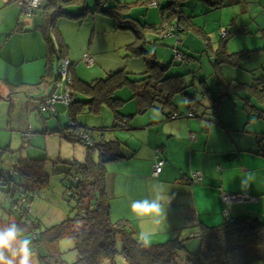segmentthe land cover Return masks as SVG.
I'll use <instances>...</instances> for the list:
<instances>
[{
    "label": "crops",
    "instance_id": "1",
    "mask_svg": "<svg viewBox=\"0 0 264 264\" xmlns=\"http://www.w3.org/2000/svg\"><path fill=\"white\" fill-rule=\"evenodd\" d=\"M87 1L63 5L62 14L57 11L49 20L44 12L46 0L30 16L22 12L19 0H0V121L3 122V125L0 124V154L9 150L16 152V158H47L50 161L46 151L49 132L60 134L59 142L54 137L50 139L60 149L69 145L59 132L65 126L60 125L58 104L56 114L46 113L50 115L48 118L34 113L36 110L41 113L38 110L39 102L53 91L60 57L64 55L71 62V90L75 92V101L89 99L79 91L80 84H89L106 78L110 73L125 70L120 62H116L120 69H114V64L104 63L105 52L100 45L104 46V50L109 46L111 54L115 52L124 57L123 41L118 40L123 35L119 34L120 31L124 30L119 29L115 21L100 8L108 10L130 5L125 14L137 24L154 27L162 23L169 26L168 22H164L163 11L158 10L157 13L155 11L158 8L149 5V2L157 1L163 7L167 0H106L100 7L97 0H93L94 7L87 5ZM195 2L197 5L190 15L184 13L186 2L181 5L180 11L184 18H191L197 29L207 36L209 48L194 34L175 30L180 40L179 49L187 59L196 57L200 51L206 53V49L215 52L222 39L221 30L233 33L226 44L227 53L246 52V58L236 66L219 65L211 53L206 56L211 69L206 68L203 57L199 59V64L195 63L197 66L189 60V66L185 67L173 60L170 51L160 52L154 48L151 55L169 67L165 78L181 79L185 90L172 93L167 104H164L166 100H162L155 108L140 115L136 114L131 93L129 95L119 90L115 98L125 102L120 113L132 116L127 128L104 134L98 131L102 125L94 127L86 124L88 127H84L89 130L94 143L104 139L117 142L120 147L122 159L106 167L105 190L110 221L124 223L137 239L147 244L150 240L151 245L169 240H190L191 247L184 243L187 253L197 250L202 226H218L227 218L244 215L264 221V121L253 115L252 110L245 105V99L258 109L264 110V104H259L261 100L256 101L255 95L247 92L231 94L216 107L212 102L215 93L219 92L220 82L251 86L254 81L264 77V0H225L219 8H209L202 0ZM89 11H94L90 14L92 16H88ZM200 16L207 17L204 23L194 20ZM87 17H91L93 22H81ZM68 23H73L74 28L68 29ZM46 29L50 39L51 36L55 37L61 46L60 55L50 53ZM152 32L149 39L152 45L161 46L163 38ZM108 33L111 38H107ZM181 33L184 35L182 38ZM192 37L202 43L200 49L191 46ZM167 38H170L168 41L175 40L172 36ZM144 51L148 52L145 46ZM85 55L94 59L93 66L83 62ZM215 64L219 72L216 75L213 68ZM83 65L87 68H83ZM206 82L214 89H208ZM16 94H20L21 98ZM126 104L132 105L124 111ZM15 105L19 107L16 110ZM61 106L71 118L68 125L72 121L81 125L76 121L77 115L74 117L77 113L99 117L90 113L88 106L81 109ZM11 116L14 117V127L10 126ZM52 116L56 117V121ZM15 130H18V135ZM23 133L30 134L28 141L21 137ZM72 150V155L63 162H83L84 148L73 146ZM157 156L163 159L164 166L161 174L154 176L152 170ZM197 172L202 177L201 182L191 180L192 174ZM41 189L36 188L38 194L31 204L29 217L45 228L60 224L67 218L66 208L58 198H55V207L51 206V197L44 196ZM221 191L244 196L245 200L225 205L220 197ZM145 198L159 199V215L132 211V202ZM12 206L18 205L12 203ZM224 210L228 211L226 216ZM142 233L148 236L147 241L141 238Z\"/></svg>",
    "mask_w": 264,
    "mask_h": 264
},
{
    "label": "trees",
    "instance_id": "2",
    "mask_svg": "<svg viewBox=\"0 0 264 264\" xmlns=\"http://www.w3.org/2000/svg\"><path fill=\"white\" fill-rule=\"evenodd\" d=\"M75 1L81 0H70L67 2L46 0L44 12L50 20L53 13L59 11L62 14L61 8L63 5L75 3ZM104 1L106 0H97L98 6L100 7ZM167 1L163 7H160L157 1L149 2V5L152 6V4L156 3V6L152 7H157L158 10L163 11L164 22H168L169 26L167 24L164 26L162 23L154 27H145L137 24L125 14L131 7L130 5L108 10L100 8V11L115 21L119 29L132 32L135 38L133 44L136 46L132 55L143 57L146 70L141 74L140 79L137 80H131L129 74L123 70L110 73L106 78L98 79L89 84H80L79 91L82 95L84 94L89 98L87 101H75V92H72L74 95L72 94L70 108L76 106L81 109L84 106H88L90 113L94 115H99L104 107L111 110L114 123L107 129L98 130L99 132L105 133L104 131L124 130L127 128L132 116H123L120 113L125 102L115 98L116 92L121 89L127 88L130 91L131 100H134L136 104V114L139 115L144 114L151 108H155L157 104L162 103V100H166L164 104H167L170 95L185 90L181 79L165 78L169 69L168 66L161 64L155 60L153 55H148L144 51L143 44L146 43V33L153 31L152 33L164 39V37L167 38L170 35L178 36L175 30L186 31L194 34L206 43L207 48H209L207 36L197 29L191 18H184L180 11L181 5L188 0ZM224 1L202 0L209 8L222 7ZM55 19L56 17L53 21L51 20L50 25L53 24ZM46 31L47 29L45 34L49 44V51L51 54L57 55ZM232 36L233 33L227 32L225 38L221 37L222 39L219 41L215 52L213 51L212 53L208 49L205 51L209 53L207 54L208 56L212 53V57L219 65L236 66L248 55L246 52L227 53L226 44ZM175 40L173 60L178 64L189 65L186 55L179 49V36ZM56 44L58 51L62 53L61 46L57 41ZM174 53H178L183 59H176ZM62 58L66 57L63 55L59 59V63ZM93 65L94 63L91 66ZM213 68L215 75L219 74L217 64L213 65ZM71 87H73V84ZM219 87V92L215 93L216 95L212 98L214 107L218 106L227 96L238 92L254 94L255 100L259 99L261 102L258 103L264 104V77L254 81L251 86H243L238 83L223 84V82H220ZM245 105L252 110L253 115L257 119L264 121V110L262 108L258 109V107L250 105L247 99H245ZM246 106L245 108H247ZM75 116L76 114H74ZM85 129L72 121L70 125L59 130L66 141L70 143L80 142V144L86 146V150L83 162H64L68 166V172L65 174L66 179L71 176L72 178H70L73 180L72 184L65 188V196L69 201L73 202L72 212H74V215L67 217L58 225L47 228L41 227L37 221L29 217L31 204L35 195H37L36 188L40 189L48 185L47 167L52 168L56 163L48 161L47 158L40 160L16 158L14 157L16 152L9 150L0 154V161L7 155L5 159H7L8 164V171L5 175V172L0 169V180L6 179L9 184L7 190L1 193L0 196L8 198L7 194L10 193L9 195L12 199L15 195L19 196L23 193L25 198H27L24 204L21 202L22 207L18 210L20 218H25L26 221L21 225L23 228H18L24 238L31 240L34 248L37 249L39 246L44 245L52 250L53 245L59 239L68 238L73 242L74 250L78 257L73 264H102L103 261L115 264L118 254L117 245L119 243L121 244L119 253L127 264H264V221L251 215L239 216L234 219L227 218L228 220L225 219L222 224L214 227L202 226L198 238L199 249L194 254L186 252L182 241L169 240L165 243L149 245L137 239L134 232L124 223L120 221L111 222L108 196L105 190L106 167L109 163L122 159L120 147L117 142L104 141V139L100 143H94L91 141L90 132H83ZM81 132H83L85 139L80 137ZM94 153L97 154L96 157H94ZM48 162L51 163V166ZM11 171L12 176L9 177L8 173ZM7 175L9 179L6 178ZM26 205H29V208H26Z\"/></svg>",
    "mask_w": 264,
    "mask_h": 264
},
{
    "label": "rangeland",
    "instance_id": "3",
    "mask_svg": "<svg viewBox=\"0 0 264 264\" xmlns=\"http://www.w3.org/2000/svg\"><path fill=\"white\" fill-rule=\"evenodd\" d=\"M44 1L45 0H43V2ZM93 2H94L93 0H88L87 5H91V7H94ZM196 5H197V3L195 2V0H189L184 5L185 6L184 13L186 15H190L189 13H191L192 10H195ZM155 12L159 13L158 9H156ZM93 13H94V11L93 12L89 11L88 16H92L90 14H93ZM90 18L91 17H87V19H82L81 22H86V24H87V22H93L92 21L93 19H90ZM206 18L207 17H201L200 16V17H195L194 20H197V22L200 21L201 23H204ZM149 19H151V17ZM157 23H161V21H157ZM72 24L73 23H68L67 28L68 29L74 28V25H72ZM207 26H209V23H207ZM119 34H123L122 36L118 37V40L123 41V45H124L123 55H124V57H122L120 54H116L115 52H113L111 54L109 46L106 48V50H104L105 49L104 46L100 45L102 51L105 52L104 53L105 54V62L104 63H106V65L114 64V66H113V67H115L114 69H120V68H117L119 66H117V63H116V62H120L121 67L125 69L124 71H126L129 74L130 78L132 80H137L141 77V74L144 73V71L146 70V64L144 63L143 58L135 57L132 55L133 50L136 48L135 44H133L135 39L133 37L132 32L124 30V31H120ZM226 34H227L226 30L220 31V35L222 38H225ZM170 36H167V37H170ZM182 36H184V35H182V33H181V38H182ZM172 37L176 38L178 36H172ZM107 38H111L110 33L107 34ZM149 39H150V33H146L145 34V42L146 43L143 45L145 46L146 49H148V52H147L148 55H151L150 52H152L154 48L158 49V51L160 50V52L168 50L173 55V51H174L173 49H174L176 40H174V42H173V40L168 41L170 38H165L161 41V43H162L161 46L154 47L152 45V42ZM190 42H191V46L194 49H200L201 48L202 43L198 39L192 37V40ZM213 42L211 43V46H212ZM179 47H180V45H179ZM213 49H215V48H213ZM57 54L60 55L61 53L58 51ZM206 56H207L206 53H201V51H200L196 57H194V58L191 57L190 59H188V61L190 60V62H194V64L195 63L199 64V62H200L199 59L201 57H203L204 64H205L206 68L211 69V65L209 64L208 58ZM191 64H193V63H191ZM196 64H195V66H197ZM188 66L186 65L185 67H188ZM82 67L87 68L84 65ZM70 78H71V76H70ZM210 82H212V81H210ZM206 86L210 90L214 89L211 87V84L209 82H206ZM119 92H124L125 94L129 93V95H130L129 90L126 88L120 90ZM16 96L20 97V94H16ZM125 99H127V98H125ZM183 100H185V99H183ZM23 102H25V101L23 100ZM41 102H39V104ZM14 104H16V103H14ZM39 104H38V106H39ZM131 105L132 104H126L124 106L123 110L126 111V109ZM18 108L19 107H16V105H15L14 109L16 110ZM57 108L59 111L60 125L62 127L63 126L66 127L71 118L68 115L67 110L63 106L58 104ZM68 108H70V106ZM34 113L36 115L46 116V118H48V116H50L46 113H38L37 110ZM76 115H77L76 121L78 124L83 125L82 127H88V126H85L86 124H88L89 126L93 125L94 127H96L95 125H102L103 129H107V128L112 126V123H114L113 114L106 107H104V111L98 115L99 117H94L93 115H89V114L84 113V112H82V114L78 113ZM52 118H53V120L56 121V117L52 116ZM97 118H100V119L98 121L91 122L92 120H97ZM0 124L3 125V122L0 121ZM10 126H12V127L15 126L13 116H11ZM21 126H23V123H21ZM12 129H14V128H12ZM9 131L11 132V130H9ZM15 131H16V135H18L19 134L17 132L18 130H15ZM88 131H89L88 129H85L83 132L86 133ZM32 132H34V131H32ZM83 132H81V135H83ZM104 132H105L104 134H107L108 132H111V131H104ZM92 133H93V130H92ZM0 134H2V133H0ZM59 135H58V133H52V132H49L47 135V138H49L48 149L47 150L45 149V150L48 152V159L50 160V162H54V163H56V165L52 168L47 167V170H48L47 174L49 176L48 185L43 187L41 189V192L44 194V196L47 195V196L51 197L50 203H51V206H53V207H55V205H54L55 204V198H58L62 202L64 207L66 208V217H72L74 215V212H72L73 202L71 200L69 201V199H67V197L65 196V194H66L65 188L69 187L72 184L73 180L71 179L72 178L71 176H69L66 179L65 174L68 172V166H67V164H65L63 162V160L65 158L69 157L71 153H73V150H72L73 146H76L78 149H79V147L80 148L83 147L84 150H86V146L84 144H80V142H77V143L68 142L69 145H64L60 149L59 145L58 146L55 145V141L50 140L54 137L56 139V141L59 142V137H60ZM62 140H64V139H62ZM12 147H14V146H12ZM14 149H15V147H14ZM43 152H45V151L43 150ZM96 156H97V154L94 153V157H96ZM6 157H7V155H5L3 157V160L0 161V169L5 171V173L8 171L7 159H5ZM60 158H61V160H60ZM84 159L85 158L83 156V159H81V161H84ZM60 161H62V162L60 163ZM50 162H48V164H50V166H51ZM6 178L9 179L8 176ZM221 192H223V191H221ZM228 194H230V193H228ZM35 197H36V195H35ZM12 203H17L18 208L13 209ZM225 205H228V204H225ZM20 207H22V204L19 200L18 195H15L14 198H12L11 202H10V200H7L4 197L0 196V229H4L13 223L16 224L19 228H23V227H21V225L26 220H25V218H20V214L18 212ZM223 213L226 216L228 214V211L224 210ZM226 220H228V219H226ZM41 227H44V226H41ZM20 239H24L23 235H21ZM27 239H29V238H27ZM191 240L193 241L196 239H191ZM188 241H190V240H186L184 243L185 244L188 243L189 247H191V241L190 242H188ZM197 241H198V245L196 248L197 250H195V252H190V254H194L198 251L199 240H197ZM149 243H152V242L149 240L148 244ZM149 245H151V244H149ZM31 247L33 250L32 264H73L78 258L77 253L74 250V244L68 238L59 239L57 241V243L55 245H53L52 250L49 249L47 246H44V245H41L36 249L31 244ZM117 251H118V254H117L116 259H115V264H127L126 261L124 260L123 256L119 253L121 251V244L120 243L117 245ZM17 264H18V258H17ZM102 264H110V263L107 261H103Z\"/></svg>",
    "mask_w": 264,
    "mask_h": 264
},
{
    "label": "built area",
    "instance_id": "4",
    "mask_svg": "<svg viewBox=\"0 0 264 264\" xmlns=\"http://www.w3.org/2000/svg\"><path fill=\"white\" fill-rule=\"evenodd\" d=\"M43 0H19L18 4L20 8L22 9V12L25 13L26 15L30 16L32 13L38 11L41 7ZM152 6H156V3L152 4ZM55 13L52 14L55 15ZM51 42L53 43V47L56 52H58V46L56 44V41L53 36H51ZM175 58L178 60L183 59L178 53H174ZM83 62L87 66H91L94 63V60L89 56L85 55L83 57ZM71 66V62L66 59L62 58L59 63L58 67V73H57V79L55 83L53 84V91L51 92L50 96L46 97L38 106V110L42 113H49L51 115L56 114V105L61 104L64 105L65 107H69L72 102V91H71V85L72 81L70 78V73H69V68ZM176 116H172V118H175ZM21 137L24 140H29L30 134L29 133H23L21 134ZM82 139L84 138V135L80 136ZM164 166V161L161 159L159 156H157V161L153 165V170L152 173L154 176H159L162 172ZM9 177L12 176V171L8 173ZM7 175V176H8ZM191 180L193 182H201L202 177L201 175L197 172L192 174ZM8 182L6 179L0 180V194L4 193L5 190H7ZM10 194V193H9ZM7 194V197L11 199L10 195ZM24 196V197H23ZM20 197V202L23 204L25 203V195L21 193L19 195ZM220 197L222 199V202L224 204H235V203H240L245 200L244 196L240 195H235V194H228L225 192L220 193ZM18 208V206H13V209ZM26 208H29V205H26Z\"/></svg>",
    "mask_w": 264,
    "mask_h": 264
},
{
    "label": "clouds",
    "instance_id": "5",
    "mask_svg": "<svg viewBox=\"0 0 264 264\" xmlns=\"http://www.w3.org/2000/svg\"><path fill=\"white\" fill-rule=\"evenodd\" d=\"M132 211L137 214H156L161 213L159 199L135 200L131 204ZM158 222V221H157ZM21 230L16 224H10L4 229H0V264H32L33 250L31 241L27 238L20 239ZM145 241L148 236L141 234Z\"/></svg>",
    "mask_w": 264,
    "mask_h": 264
}]
</instances>
